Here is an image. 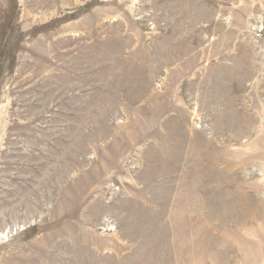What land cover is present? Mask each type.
Returning a JSON list of instances; mask_svg holds the SVG:
<instances>
[{"label":"rangeland","instance_id":"rangeland-1","mask_svg":"<svg viewBox=\"0 0 264 264\" xmlns=\"http://www.w3.org/2000/svg\"><path fill=\"white\" fill-rule=\"evenodd\" d=\"M0 264H264V0H0Z\"/></svg>","mask_w":264,"mask_h":264}]
</instances>
